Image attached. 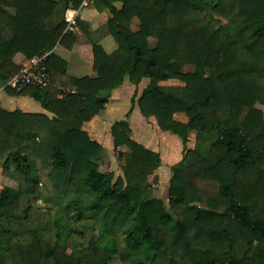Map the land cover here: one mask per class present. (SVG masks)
I'll list each match as a JSON object with an SVG mask.
<instances>
[{
  "label": "trees",
  "instance_id": "trees-1",
  "mask_svg": "<svg viewBox=\"0 0 264 264\" xmlns=\"http://www.w3.org/2000/svg\"><path fill=\"white\" fill-rule=\"evenodd\" d=\"M94 1L111 11V52L75 43L65 10L82 0H0V82L21 69L17 52L45 54L50 71L45 88L5 86L38 91L46 111L0 106V169L22 176L0 191V264H264V0ZM74 49L89 68L81 77L66 74ZM125 77L148 78L134 102L184 144L168 207L149 196L160 154L132 136L127 119L111 125L115 178L83 127ZM171 79L180 82L162 83ZM39 164L51 195L38 187Z\"/></svg>",
  "mask_w": 264,
  "mask_h": 264
},
{
  "label": "crops",
  "instance_id": "crops-1",
  "mask_svg": "<svg viewBox=\"0 0 264 264\" xmlns=\"http://www.w3.org/2000/svg\"><path fill=\"white\" fill-rule=\"evenodd\" d=\"M115 4L119 6L121 3L116 2ZM58 16L59 12L56 11V13L48 19V24L50 26H54L58 21ZM110 16L111 11L109 9L98 8L94 0H90L86 4L80 3L77 7L69 6L65 10V17L68 21V29L73 31L75 43L88 44L96 42L101 44L107 52H111L117 47L116 40L109 33L106 27V22ZM132 28L135 29L137 26L135 28L132 26ZM27 60L28 59L21 52H17L14 56V61L22 65L26 63ZM67 60L66 74L74 77H81L88 74L89 68L87 62L78 51L75 49L70 50ZM148 81V78L144 77L139 83H134L130 81L128 77H125L122 84L107 92L109 94V98L105 106L98 114L94 115L89 121L85 122L83 127L89 132L92 138L98 140L102 144L101 153L103 154L104 150H106L102 143L104 140L103 138L108 140V144L106 146L108 149L106 152L115 150L113 137L110 131L113 122L123 118L127 119L131 134L135 139L142 142L148 148L160 151L162 162L156 169V172H159V169H162L160 167H163V165H173L183 157V153H178L177 151V149L182 146V139H180L181 141L179 139H175L178 146L175 150L176 152L168 149L166 153H163L161 150L162 146H160V144H164L166 139L164 138L165 136L173 138L171 134L166 133L170 131L162 130L158 126L154 116L144 115L140 111L137 102L134 103L132 101L134 93L138 92L139 94ZM5 84L6 82H0V106L9 110L18 108L23 111H46L42 106L41 101L36 98V95L39 92L32 91L27 95L10 94L5 87ZM66 89L73 90V86L68 85ZM151 134H156L158 138H160L159 142H154L153 140L151 141ZM150 141L152 143H150ZM156 143L160 146V148L156 147Z\"/></svg>",
  "mask_w": 264,
  "mask_h": 264
},
{
  "label": "rangeland",
  "instance_id": "rangeland-1",
  "mask_svg": "<svg viewBox=\"0 0 264 264\" xmlns=\"http://www.w3.org/2000/svg\"><path fill=\"white\" fill-rule=\"evenodd\" d=\"M131 26L134 28L137 26V20H134L131 22ZM149 42L151 45H154L156 42V39L153 37L149 38ZM184 69H189L188 66L183 67ZM180 82L177 79H172V80H167L163 83L166 84H175ZM7 83V81H6ZM7 84H5L6 86ZM9 86V85H8ZM140 94V93H139ZM138 92H135L132 98V101H135V98L139 96ZM135 103V102H134ZM257 106L261 107L264 111V105L258 103ZM175 117L179 120L182 121H187V116L184 113H176ZM172 135L173 138L169 136H165L164 138V144H160L162 146L161 150L162 152L166 153V151L172 150L176 152L175 150L178 148L177 143L175 139H181L177 134H173L171 132H166ZM161 134V133H160ZM150 135V134H149ZM106 137V136H105ZM103 146L107 150L108 148L106 147L108 144V140L106 138H103ZM158 136L156 134H151L150 140L154 142H159ZM150 141V143H152ZM161 141V140H160ZM181 141V140H180ZM196 140H195V132L191 131L188 136V142L187 146H195ZM159 145L156 143V147L160 148ZM119 149H125L124 147H121ZM104 150L103 154L101 153V157L98 159V164L100 168L104 171H109L114 175V178L117 177L118 175L122 174V170L120 168V160L118 157V153L120 150H113L110 152H106ZM178 153H183L184 152V144L182 142V146L177 149ZM160 154V151H158ZM161 157V155H160ZM162 162V160H161ZM175 164V163H174ZM161 165V163H160ZM162 169H159V172L155 171L148 177V183L151 187V192L149 196L151 197H157L160 198L164 204L168 207L169 206V200H168V187H169V181L170 177L172 174V165H163V167H160ZM39 174H40V183H39V189L47 195H51L54 193V189L50 182L47 179V168L44 167L43 165L39 164ZM22 180V176L15 170V168L12 166L10 168H1L0 169V191L2 190L3 187L5 186H11L14 188H17ZM40 204H43V200L40 201ZM246 249V245L244 243H238L236 246V253L238 256H241ZM116 264H121L120 260L118 258L115 259Z\"/></svg>",
  "mask_w": 264,
  "mask_h": 264
},
{
  "label": "built area",
  "instance_id": "built-area-1",
  "mask_svg": "<svg viewBox=\"0 0 264 264\" xmlns=\"http://www.w3.org/2000/svg\"><path fill=\"white\" fill-rule=\"evenodd\" d=\"M88 1L90 0H82L81 3L86 4ZM44 60L45 54L29 58L17 73L8 79L6 84L15 88L26 85L39 88L47 87L50 83V71Z\"/></svg>",
  "mask_w": 264,
  "mask_h": 264
},
{
  "label": "water",
  "instance_id": "water-1",
  "mask_svg": "<svg viewBox=\"0 0 264 264\" xmlns=\"http://www.w3.org/2000/svg\"><path fill=\"white\" fill-rule=\"evenodd\" d=\"M38 92V91H37Z\"/></svg>",
  "mask_w": 264,
  "mask_h": 264
}]
</instances>
